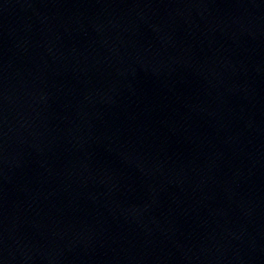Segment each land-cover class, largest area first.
<instances>
[{
	"label": "water",
	"instance_id": "1",
	"mask_svg": "<svg viewBox=\"0 0 264 264\" xmlns=\"http://www.w3.org/2000/svg\"><path fill=\"white\" fill-rule=\"evenodd\" d=\"M11 87L4 0H0V264H7L11 197Z\"/></svg>",
	"mask_w": 264,
	"mask_h": 264
}]
</instances>
